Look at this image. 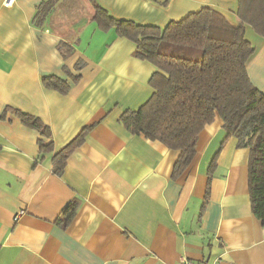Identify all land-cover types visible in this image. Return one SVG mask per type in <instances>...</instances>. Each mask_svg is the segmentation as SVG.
Listing matches in <instances>:
<instances>
[{
    "label": "crops",
    "instance_id": "obj_1",
    "mask_svg": "<svg viewBox=\"0 0 264 264\" xmlns=\"http://www.w3.org/2000/svg\"><path fill=\"white\" fill-rule=\"evenodd\" d=\"M43 1L0 0V264H264L249 150L215 116L173 177L179 151L130 133L119 120L150 98L155 67L114 29L99 30L88 0L80 13L55 11V4L35 25ZM97 1L139 24L163 27L202 7L238 23V0ZM245 37L255 48L247 76L264 94V36L247 27ZM61 41L72 48L66 58ZM46 77L66 82L67 91L46 86ZM12 109L39 118L50 138ZM85 127L62 173H54L53 157ZM39 140L51 142L49 149L40 151ZM74 200L65 223L63 210Z\"/></svg>",
    "mask_w": 264,
    "mask_h": 264
},
{
    "label": "trees",
    "instance_id": "obj_2",
    "mask_svg": "<svg viewBox=\"0 0 264 264\" xmlns=\"http://www.w3.org/2000/svg\"><path fill=\"white\" fill-rule=\"evenodd\" d=\"M57 1L41 2L33 23L40 25ZM88 2L93 8L91 21L99 30L114 29L116 35L135 44L137 58L155 67L148 81L153 93L137 110L121 114L123 126L132 134H143L179 151L172 170V176L177 177L193 159L203 127L219 116L227 136L237 140V147L249 150L251 211L264 225V94L253 87L247 76L246 67L255 48L245 37L247 27L264 36V0H238L237 24L216 10L202 7L163 27L118 19L97 0ZM58 49L63 58L72 51L62 41ZM43 83L61 93L68 89L67 83L56 77H46ZM12 111L23 124L50 138L48 126L39 118ZM89 129L83 128L53 157L54 173H62L68 156ZM50 144L39 140L40 151L49 149ZM213 166L214 160L210 167ZM78 204L74 200L64 208L65 223L73 218Z\"/></svg>",
    "mask_w": 264,
    "mask_h": 264
},
{
    "label": "rangeland",
    "instance_id": "obj_3",
    "mask_svg": "<svg viewBox=\"0 0 264 264\" xmlns=\"http://www.w3.org/2000/svg\"><path fill=\"white\" fill-rule=\"evenodd\" d=\"M87 4L90 6V4L87 1ZM85 1L84 0H58L56 3L55 11H57L60 8L66 9L67 12L71 13H80L85 11Z\"/></svg>",
    "mask_w": 264,
    "mask_h": 264
},
{
    "label": "built area",
    "instance_id": "obj_4",
    "mask_svg": "<svg viewBox=\"0 0 264 264\" xmlns=\"http://www.w3.org/2000/svg\"><path fill=\"white\" fill-rule=\"evenodd\" d=\"M10 1L11 0H9V2ZM180 264H195V262L192 261V260H188V259H182L181 262H180Z\"/></svg>",
    "mask_w": 264,
    "mask_h": 264
}]
</instances>
